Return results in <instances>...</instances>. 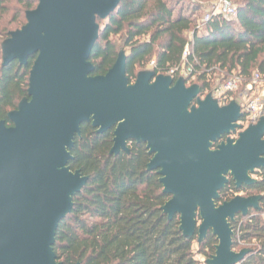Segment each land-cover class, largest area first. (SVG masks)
I'll list each match as a JSON object with an SVG mask.
<instances>
[{
  "label": "water",
  "instance_id": "1",
  "mask_svg": "<svg viewBox=\"0 0 264 264\" xmlns=\"http://www.w3.org/2000/svg\"><path fill=\"white\" fill-rule=\"evenodd\" d=\"M26 23L1 44L2 66H25L36 55L27 96L0 121V264H61L53 252L59 223L87 177L68 163L80 125L98 134L113 129L110 154L127 152V142L143 143L157 171L161 208L179 217L185 237L200 243L210 232L217 241L205 264H239L247 250L233 252L232 224L258 209L259 197L235 196L219 202L231 178L236 189L251 186L264 168V117L238 134L240 108L220 107L199 87L154 71L130 83L120 52L106 74L92 76L89 62L97 41L96 18L106 20L121 0H37Z\"/></svg>",
  "mask_w": 264,
  "mask_h": 264
},
{
  "label": "trees",
  "instance_id": "2",
  "mask_svg": "<svg viewBox=\"0 0 264 264\" xmlns=\"http://www.w3.org/2000/svg\"><path fill=\"white\" fill-rule=\"evenodd\" d=\"M210 1L121 0L106 20L96 18L98 38L89 58L92 76L106 74L120 52L130 83L152 60L156 75H166L180 64L186 47L199 97L210 93L215 80L235 74L247 82L252 72L264 74V0H229L236 6L234 19L215 16L197 30L196 15ZM37 4L0 0V121L6 126L11 125L7 114L29 99L28 78L36 55L25 66L14 60L3 67L1 44L25 25L26 12ZM112 140L113 129L98 134L90 123L81 124L73 140L68 166L87 182L58 225L53 245L57 262L204 264L214 255L215 237L209 232L198 243L196 235L183 236L179 217L168 219L161 210L170 196L163 194L157 171L147 170L152 156L145 144L130 141L127 152L111 155ZM255 174L251 186L236 189L230 181L219 192V202L237 194L260 198L258 209L237 216L232 224V251L247 250L239 264H264V168Z\"/></svg>",
  "mask_w": 264,
  "mask_h": 264
},
{
  "label": "built area",
  "instance_id": "3",
  "mask_svg": "<svg viewBox=\"0 0 264 264\" xmlns=\"http://www.w3.org/2000/svg\"><path fill=\"white\" fill-rule=\"evenodd\" d=\"M207 8L203 18L197 23V30L201 29V24L209 21L215 16H220L227 20H232L236 16V6L229 0H211L205 6ZM188 47L185 48L181 62L175 68L169 70L165 76L174 80L183 79L186 85H193L194 75L192 68L187 64ZM154 60L149 62L145 70L153 71ZM208 78L210 79L209 75ZM217 86L211 89V97L217 101L220 107L234 102L239 108L242 118L237 123L239 129L230 137L232 140L238 138V134L251 125H255L264 115V74L252 72L247 82L242 77L232 74L223 81L215 80ZM204 97V96H203ZM201 97V98H203Z\"/></svg>",
  "mask_w": 264,
  "mask_h": 264
},
{
  "label": "rangeland",
  "instance_id": "4",
  "mask_svg": "<svg viewBox=\"0 0 264 264\" xmlns=\"http://www.w3.org/2000/svg\"><path fill=\"white\" fill-rule=\"evenodd\" d=\"M209 3V2H208ZM206 10H207V8H205L204 6H203V8H202V10L196 15V19H197V22L198 21H200L202 18H203V16L205 15V12H206ZM187 38H191V33H188L187 34ZM217 84H219V83H217L216 81H214L213 82V86H212V88H214L215 86H217ZM127 144H128V142H127ZM251 178L253 179V180H257V176H256V174L254 173V174H252L251 175ZM242 194H237L236 196H241ZM194 248H196V244L194 245ZM198 258V257H197ZM201 259V261H205V260H203L201 257H199V260ZM204 264H205V262H204Z\"/></svg>",
  "mask_w": 264,
  "mask_h": 264
},
{
  "label": "flooded vegetation",
  "instance_id": "5",
  "mask_svg": "<svg viewBox=\"0 0 264 264\" xmlns=\"http://www.w3.org/2000/svg\"><path fill=\"white\" fill-rule=\"evenodd\" d=\"M8 126H11V125H8ZM233 135H234V133H230L229 135H226V136L221 137V139L217 142V144H219L221 142H225L227 139H229ZM228 179H229V182L232 181L231 178H228Z\"/></svg>",
  "mask_w": 264,
  "mask_h": 264
},
{
  "label": "crops",
  "instance_id": "6",
  "mask_svg": "<svg viewBox=\"0 0 264 264\" xmlns=\"http://www.w3.org/2000/svg\"><path fill=\"white\" fill-rule=\"evenodd\" d=\"M207 3H205L203 6H205Z\"/></svg>",
  "mask_w": 264,
  "mask_h": 264
}]
</instances>
